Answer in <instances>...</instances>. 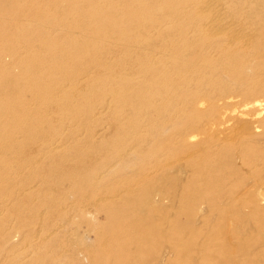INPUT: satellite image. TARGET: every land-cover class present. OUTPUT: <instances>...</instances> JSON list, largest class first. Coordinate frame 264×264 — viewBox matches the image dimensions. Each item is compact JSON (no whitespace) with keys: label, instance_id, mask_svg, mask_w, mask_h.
I'll use <instances>...</instances> for the list:
<instances>
[{"label":"rangeland","instance_id":"1","mask_svg":"<svg viewBox=\"0 0 264 264\" xmlns=\"http://www.w3.org/2000/svg\"><path fill=\"white\" fill-rule=\"evenodd\" d=\"M65 1L52 0L53 3L57 2L68 6L69 13L74 16L75 10L80 7V1ZM99 1L103 4L108 2V0ZM133 2L135 0L129 3ZM142 4V0H136V5L142 6ZM110 5L113 4L110 3ZM90 6L93 7L91 3ZM156 8L157 6L151 2L148 5L149 11L146 16L141 14V10L137 12L142 17L145 16L143 25L148 26L152 39L157 40L162 35L159 34V25L153 17ZM222 9L223 5L216 10L222 11ZM122 13L125 20L131 19L129 11ZM159 14L163 15L160 12ZM172 17V15L167 16L168 19ZM196 20L197 17H193V15L184 16L183 21L170 25L171 31L179 34V39L191 36L192 40L201 41V33H198L200 30L192 25L191 33L183 36L180 34L182 27H188ZM57 30L53 33L60 40V44L50 48V53H62L69 58L62 60L48 58L45 61H106L102 65L115 67L116 64L112 65L111 61H119L121 57L125 56L126 52L116 57V51L108 46H104L103 50L97 52L92 53L91 50L83 53L70 44H65L64 37H62L63 32ZM80 32L84 34L83 38L93 35L91 30ZM168 40L164 41L162 46L166 45ZM101 41L103 42V39ZM39 50L40 48L33 50V54L38 56ZM22 52L21 49L16 52L18 53L16 61H19L21 55L23 56ZM0 55H2L1 52ZM205 55L213 61H220L222 57L219 50H210L209 48L205 51ZM136 57L134 56V58ZM224 57L226 58V54ZM153 60V54L143 60L135 59V61H146L142 63L144 68L149 67L151 63L148 61ZM171 60L170 58L167 61L171 62ZM10 61H15V57L8 58L3 63L0 62V84L12 79L13 86L18 87L20 85L18 79L23 77L20 81H28L30 77L26 76L27 73H24V70L11 67ZM260 61H263V58L253 59L252 65H256ZM62 66H66V64L63 63ZM105 67L101 68L102 71L98 70L96 77L93 71L75 73L74 78L77 79L75 83L65 80L51 84L47 82V86L46 83H40L35 88L38 95L34 91L24 92V90L20 97L8 100L10 107L12 106L13 115L0 121V150L12 151L14 149L15 154L12 158H6L0 151V264H105L107 248L112 244L116 246L123 244L122 240H111L109 237L112 236H107L108 231L114 227L113 224L119 223L116 224L118 226L124 222L112 221L109 216L99 210L100 205L108 201H125L124 199L134 198V196L138 198L139 194L146 187L148 188V185L156 188L154 190L157 193L154 196L157 199H155L156 203L160 205L158 202H161L162 204L158 206L162 209L159 213L162 217L155 215L157 218L152 220L165 229H161L162 232L172 229L176 213L179 214L183 208L191 207L196 201H201L199 204L201 209L198 214V219L201 221L199 225L204 230L210 225L212 231L225 223V239L230 249H236L238 264H264V246L260 243L259 238L262 226H258L257 219L252 215L253 209L251 212L249 206L246 205L243 208L244 202L249 198L247 191L255 189L257 181L264 177V140L256 142L251 140V137L256 135L253 134L254 131L249 126L250 123L252 124L250 121L251 109L249 107L242 108L240 119L224 116L218 112L222 104L218 95L212 93L215 84H202L198 87L193 83L190 85L188 82L184 85L178 99L173 98V94L171 91L169 92L168 88L165 89L162 97H159L162 102L157 101L158 107L161 106L165 109L161 113L160 111L153 113L151 121L146 122L145 119H141L135 130L136 133L132 134L133 130L130 131L125 122L123 126L126 125L127 128L112 123L113 111L108 110V105L100 106L99 103H108L112 107L119 105L108 97L103 99L104 101H101V98L99 100L96 98L98 90L113 89L111 87L113 80L118 84L117 88L124 87L123 81L113 78L119 76L117 74L120 72V75L123 74L124 71L117 69L116 66V72H111ZM258 73L262 74L253 68L246 72L247 86L258 87L260 81ZM51 76L55 80L64 78L63 74L59 72H54ZM99 77L108 81L104 87L95 91L92 83ZM188 77L189 73H186L183 78L188 79ZM226 81L224 83L228 84L230 80L226 79ZM160 83L162 88L167 87L165 85L167 83L163 79L160 80ZM0 90H2L1 87ZM131 90L145 97H148L151 91L141 85H136ZM21 102L26 104L28 102L33 112L20 125L18 121L23 119V111L25 112V106ZM173 104L174 106L171 107ZM167 108L172 109L168 111ZM139 112L141 113L142 110ZM69 114L74 115L75 119L66 120L65 116ZM125 115H121L120 118L124 119ZM225 122L227 125L224 126ZM147 123L148 125H146ZM262 129H260V133L264 132ZM195 130L200 136L193 138ZM121 132L125 138L131 139L132 143L135 142L134 145L131 143L133 147L131 145L128 148H123L117 143L116 138ZM127 133L129 137H127ZM9 134L15 138L7 139ZM214 134L217 136L212 137ZM248 144H251V147H247ZM106 154L111 156L105 162L101 160L99 170L90 171L85 180L81 181L80 178H77L81 173V165L90 168L91 165L87 164ZM122 154H126L124 158L120 157ZM213 159L215 162L225 163L224 175L241 176L243 181L238 183L237 177H233L222 186L221 177L213 174L205 181L197 182L202 176L201 169L206 166L208 168L214 161ZM75 167L77 168L75 169ZM68 168L72 171L69 176L70 184L62 180V175H64L62 171ZM197 174L201 176L199 177ZM97 177L99 178L97 179ZM197 183L206 186L202 189L210 187L208 190L213 191L211 207L209 203L201 200L202 190H195L193 184ZM238 185H241L240 189H237ZM221 187L223 188L221 189ZM104 197L108 198L105 200ZM217 207H222L224 211L229 210V215L225 211L226 215L224 216L230 221L228 219L223 221L222 217L224 216L220 213L221 209ZM162 212L166 217L162 215ZM230 213L233 215L232 217ZM92 225L100 226L98 231L102 230L103 234H100L103 237L98 231H92ZM105 238L108 241L104 240ZM160 243L161 246L155 254L152 253L153 251L147 252L145 257H134L133 260L136 262L128 264H169L167 260L172 251L170 249L167 251L166 240L161 239ZM192 244L200 246L203 244V239L197 238L191 242V246ZM184 257L183 253L177 251V254L170 259L178 261Z\"/></svg>","mask_w":264,"mask_h":264},{"label":"bare ground","instance_id":"2","mask_svg":"<svg viewBox=\"0 0 264 264\" xmlns=\"http://www.w3.org/2000/svg\"><path fill=\"white\" fill-rule=\"evenodd\" d=\"M79 1L80 7L75 10L76 13L72 16V13L68 11V6L62 3H53L52 0H0V52L2 53V55H0V62L3 63L7 61L8 58L15 57V61H10L9 65L24 70V73H27L26 76L30 77L28 81H20L23 77L18 79L17 81L20 83L18 87L13 86L14 81H12V79L6 83L0 84L2 88V90H0V121L3 118L13 115L11 111L12 106L10 107L8 100L16 98L17 96L20 97L24 90V92L29 90L31 92L34 91L38 95L35 88L40 83H46V86L47 82H50V84L59 83L61 80L75 83L77 81V79L74 78L75 73L81 74L93 71L96 77L98 75V70L102 71L101 68L105 67L102 63L106 61H45L46 59L48 60V58H57L59 60L69 58L62 53H50V48H54L60 44V40H58L54 35L55 33H53L58 29L57 31L63 32L62 37H64L65 44H70V46L77 48L83 53L91 50L92 53L97 52L103 50L104 46L114 49L117 54L116 57L126 52L125 56L121 57L119 61H111L113 62L112 65L116 64L117 69L124 71V73L121 74L122 76L120 72L117 74L119 76L113 77L116 80L119 79L124 82L123 88H117L118 84L113 80L111 83L113 89L104 91L101 87H104L108 80L101 77L94 80L92 83L94 84L92 86L95 91L101 89V91H97L98 96L96 98H98V100L101 98L102 101L108 97L119 105L118 107L115 105L112 107L108 103H99L100 106L108 105V110L111 109L113 111L111 122L115 125L122 127L125 122L130 128L129 130H133L132 134H135V130L141 119H145L146 122L151 121L153 113H158L159 111L161 113V111L165 109L157 105V101L162 102L159 100V97H162V93L165 89L168 88L169 92H172L173 98L178 99L184 85L188 82V84L191 85L193 83V85L198 87L202 84H215L212 93L214 92L213 94H217L222 103L218 112L222 113L224 116L240 119V117H242L240 115L242 113L241 109L249 107L251 109L250 121L252 124H247L253 129V134H256L251 137V140L253 142L261 139L264 140V132H259L261 128H263L262 131L264 130V0H142V6L136 5V0L131 4L129 2L134 0H108L107 4H103L99 0ZM151 2L157 6L153 13V17L155 22L159 25V34L162 35L157 40L152 39L148 26L143 25V19L149 11L148 5H150ZM90 3L93 6L92 8ZM110 3L113 5H110ZM133 5L136 7H132ZM221 5H223L222 11L216 10ZM138 10H141V14L145 16L142 17L139 15L140 13L137 12ZM124 11H129L132 16L130 20H125L122 17V12ZM159 12L163 15H158ZM168 15H172L173 17L168 19ZM188 15L197 17V20L189 24L188 27H182L180 34L183 36L184 34L191 33L190 27L192 25L200 30L198 33H201V41L192 40L191 36L185 37L184 39L181 37L179 39V34L171 31L170 25L178 21H183V17ZM109 18L112 19L109 20ZM84 30H91V34H93L92 37L86 36L83 38L82 35L84 34L80 31ZM102 39L103 42L101 41ZM167 40L168 43L162 46V43ZM38 48H40V54L36 56L33 54V50ZM208 48L210 50L217 49L222 53L220 61H213L210 57L205 55V51ZM19 49H21V52L23 51V56L21 55L19 61H16V55L18 54L16 52H18ZM151 54L154 55V60L148 61L151 65L147 68L142 67V63L146 61H135V59L143 60ZM224 54H226V58ZM134 56L137 57L134 58ZM35 58H37V61H35ZM170 58L172 60L168 62L167 60ZM260 58H263V61L253 66V59L256 60ZM63 63H65L66 66H62ZM116 66H108L105 68L113 72ZM251 67L257 72H262V74L258 73V77H260L258 87L246 85V72L252 69ZM54 72L62 73L64 78L53 79L51 75ZM186 73H189L188 79L183 78ZM7 75L8 72L6 73V76ZM86 76L88 75L86 74ZM148 78L150 79L148 80ZM162 79L167 83L165 84L167 86L165 88L161 87L162 84L160 80ZM226 79L230 80L228 84L224 83ZM136 85L149 88V90H151L149 92L150 95L145 97L134 90L132 91L131 89ZM39 94H41V91H39ZM21 103L25 106V112L23 111V119L18 121L20 125L23 124L25 120L30 117L31 112H33L28 102L27 104L24 102ZM174 104L171 107H173ZM141 106H143L145 110L141 108ZM167 109L170 111L172 108ZM139 110H142V112L140 113ZM128 113L129 115H127ZM121 115H125L126 117L121 119ZM127 116H129V118H127ZM65 119L74 120L75 116L69 114L65 116ZM4 121L6 120L4 119ZM126 125L123 127L127 128ZM146 125H148V123ZM225 125H227L226 122L224 123V126ZM196 134L197 131L193 138L199 135V133ZM216 136L217 134L212 135V137ZM127 137H129V135ZM190 137L192 138V136ZM14 138L15 137L11 136V134L7 137L9 140ZM116 139L117 143L123 148H128L135 143H132L131 139L125 138L122 132ZM247 147H251V144H248ZM0 151L6 158H12L15 154L14 149H12V151L1 149ZM125 155L126 154H122L120 157L124 158ZM110 156L111 155L106 154L104 157L87 164L91 165L90 168L81 165V173L77 178H80L79 180L81 181L85 180L90 171H97L100 169L101 160L105 162ZM224 164L215 162L214 160L210 163L208 168H206V166V169H201L200 174L202 176L197 174L199 177L201 176L197 182L201 183L214 174L221 177V185L223 186L229 179L237 177L235 175H224ZM76 168L77 167H75V169ZM62 174H64L62 175V180L70 184L71 180L69 176L72 174L70 168L64 169ZM98 178L99 177H97V179ZM236 180L238 183L243 181L241 176L237 177ZM198 184L199 183L196 185L193 184L195 190H202L201 200L203 199V201L209 203L211 207L210 202L212 201L211 196L213 191L208 190L210 187L202 189L206 186L204 184V186L200 184L199 186ZM240 187L241 185H238L237 189H240ZM222 188L223 187H221V189ZM254 188L255 189L247 191L249 198L244 202L243 206H249L250 211L253 209V212L251 211L252 215L257 219L256 222L259 224L258 226H262L260 229L261 232L259 231V238L260 243L264 246V177H261L257 181ZM155 189V187H150L148 185V188L146 187V189L139 194L140 196L138 198L135 196L129 199L123 198L125 201H108L100 205L99 210L109 216L112 221L119 220L124 222V224L118 226H116V224L119 223L113 224L114 227H110L111 229L108 231L107 236H112L109 237L111 240L119 239L122 240L123 244L119 246L112 244L107 248L105 253V264H128L129 262H136L133 260L134 257H145L147 252L153 251L152 253L155 254L161 246V239L167 241V251L169 249L172 251L167 260L169 264L239 263L236 256L238 253L236 254L235 252L236 249H230L226 242L225 223L218 228H214L213 230L215 231H211L210 225L208 227L205 226V230L199 225L201 221L198 219V214L201 209L199 205L201 201H196L191 207L183 208L179 214L176 213V219L172 224V229L162 232L161 229L164 228L152 222V220L157 218L155 215L161 216L159 215V213H161V208L158 206L162 204L158 201L160 205L156 203L157 199L154 196L157 193L156 191L154 192ZM104 198L106 200L108 197ZM90 204H92V202H90ZM94 205L96 204L94 203ZM213 207L215 208V206ZM240 207L242 209L241 205ZM243 208H245V206ZM219 209H221L220 213L223 216L229 213V210H225V214L222 207ZM240 211L242 212V210ZM162 215H165V213ZM230 216L232 217L233 215L230 213ZM182 218H184V220H182ZM222 218L223 221L224 219L225 221L226 219L230 221L226 216ZM163 222L164 221H162V224H164ZM91 228L92 231L100 230V226L97 227L92 225ZM101 228L103 227L101 226ZM101 231H98L99 234H103ZM101 236L103 237V235ZM106 238L104 240H106ZM197 238L203 239V244L200 246L199 244H192L191 246V242ZM177 251L183 253L185 257L178 261H173L170 258L175 256ZM240 251L242 250L240 249Z\"/></svg>","mask_w":264,"mask_h":264}]
</instances>
